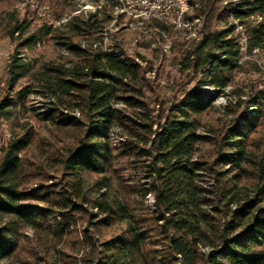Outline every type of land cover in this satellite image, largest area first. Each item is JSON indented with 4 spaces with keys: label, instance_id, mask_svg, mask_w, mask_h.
<instances>
[{
    "label": "trees",
    "instance_id": "1",
    "mask_svg": "<svg viewBox=\"0 0 264 264\" xmlns=\"http://www.w3.org/2000/svg\"><path fill=\"white\" fill-rule=\"evenodd\" d=\"M213 11L204 12L201 34L181 60L200 73L197 83L153 113L145 58L121 44L101 45L100 9L72 15L61 32L47 23L29 30L24 18L10 22L6 34L15 44L0 119L27 112L25 98L36 93L47 98L37 113L73 142L57 158L61 178L31 187L15 179L31 127L4 148L0 261L15 251L19 228L31 226L59 240L70 235V248L80 243L78 259L57 249V264H264V134L252 136L264 118V86H251L223 126L198 130L240 68L242 51L264 52V0ZM214 18L220 25L211 26ZM38 30L59 38L67 54L29 55ZM236 93L245 94L241 87Z\"/></svg>",
    "mask_w": 264,
    "mask_h": 264
},
{
    "label": "rangeland",
    "instance_id": "2",
    "mask_svg": "<svg viewBox=\"0 0 264 264\" xmlns=\"http://www.w3.org/2000/svg\"><path fill=\"white\" fill-rule=\"evenodd\" d=\"M143 1V2H142ZM240 0H187L183 12L186 26L174 22L176 13L160 11L168 8L177 12L181 3L178 0H155L157 4H148L144 0H0V96L10 87L6 84V63L13 51L15 41L6 34L10 22L24 18L28 20L29 30L37 29L47 23L57 32H61L63 24L72 15L93 12L100 9L99 15L104 16V26L100 32L103 47L110 44H121L126 54L140 53L145 60L140 61L146 70L145 99L153 113L159 106H164L173 96L178 95L183 88L196 84L200 73L184 69L181 60L183 53L188 50L201 34L205 22V13L212 7L217 14L224 4L236 5ZM178 6V7H177ZM167 17V18H166ZM232 18V17H231ZM230 18V20H231ZM233 19V18H232ZM183 21V20H181ZM237 22L236 19H233ZM164 24L165 28L160 27ZM211 26L220 25L215 18L211 19ZM238 30L241 28L238 27ZM42 35L35 47L28 50L38 56L40 60L53 58L66 53V45L59 38H53L52 33ZM83 42L84 39H77ZM241 66L233 74L230 85L217 96L209 110L201 115L205 124L198 128L205 131L206 125L221 127L231 116L232 108L238 110L237 101L246 98L249 88L264 86V52L253 50L242 51ZM241 87L245 94L237 95L236 90ZM42 101L47 98L36 93H30L25 98L27 112L19 113L17 117L0 119V170L4 148L12 138L23 134V126L31 127V138L26 145L18 150L19 167L15 179L21 187L37 186L50 183L61 178V165L57 158L65 148L73 142L72 135L56 128L50 120L43 119L37 111ZM264 134V118L253 133L254 139ZM0 174H3L0 173ZM146 201H151V196ZM40 206L42 203L35 199L24 200ZM7 218L6 216L4 217ZM0 219V221L4 220ZM82 224L78 223L77 228ZM70 235L61 240L52 237L46 227L22 226L18 230L17 247L0 264H42V260H49L57 264V249L64 248L68 254L78 259L83 250L79 242L70 248Z\"/></svg>",
    "mask_w": 264,
    "mask_h": 264
},
{
    "label": "bare ground",
    "instance_id": "3",
    "mask_svg": "<svg viewBox=\"0 0 264 264\" xmlns=\"http://www.w3.org/2000/svg\"><path fill=\"white\" fill-rule=\"evenodd\" d=\"M144 1H148V0H144ZM152 1H155V0H152ZM152 1H148V2H152ZM178 1L181 3V5L179 6V9H178L177 12H181V13H183L184 10L187 8V7H186L187 0H178ZM169 7H170V6L166 7L165 9H168ZM177 7H178V6H177ZM168 14H169V13H168ZM166 18H167V17H166ZM174 22L177 23V24H180V25H184V26L187 25L186 22H184V20H183V21H181V20H177V17H176V20H174Z\"/></svg>",
    "mask_w": 264,
    "mask_h": 264
},
{
    "label": "built area",
    "instance_id": "4",
    "mask_svg": "<svg viewBox=\"0 0 264 264\" xmlns=\"http://www.w3.org/2000/svg\"><path fill=\"white\" fill-rule=\"evenodd\" d=\"M145 3H148V4H157V7H159L157 2H145ZM160 11H163L165 14H167V13H176L177 20H185V18L183 17L184 14L181 13V12H173V11H169L168 9H163V8H160Z\"/></svg>",
    "mask_w": 264,
    "mask_h": 264
}]
</instances>
